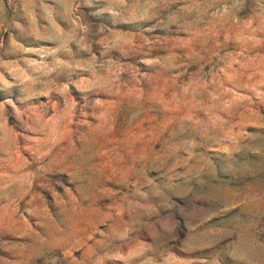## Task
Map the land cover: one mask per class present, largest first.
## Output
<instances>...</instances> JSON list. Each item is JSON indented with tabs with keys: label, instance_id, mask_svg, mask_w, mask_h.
Wrapping results in <instances>:
<instances>
[{
	"label": "rangeland",
	"instance_id": "obj_1",
	"mask_svg": "<svg viewBox=\"0 0 264 264\" xmlns=\"http://www.w3.org/2000/svg\"><path fill=\"white\" fill-rule=\"evenodd\" d=\"M0 264H264V0H0Z\"/></svg>",
	"mask_w": 264,
	"mask_h": 264
}]
</instances>
